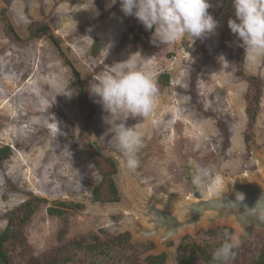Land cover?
Masks as SVG:
<instances>
[{
  "label": "rangeland",
  "instance_id": "rangeland-1",
  "mask_svg": "<svg viewBox=\"0 0 264 264\" xmlns=\"http://www.w3.org/2000/svg\"><path fill=\"white\" fill-rule=\"evenodd\" d=\"M208 2V12L218 22L215 31L194 43L185 36L165 46L151 42L154 29L138 43L129 41L138 30H148L134 16H125L119 0L114 5L111 0H0V149L12 150L0 162V235L7 228V214L32 195L47 201L26 229L31 258L16 264H33L60 245L62 221L48 213L55 202L82 206L71 212L66 241L94 233L129 234L140 263L146 264L157 246L134 239L133 230L144 223L122 185L129 183L145 197L184 200L198 191L191 184L198 165L211 166L221 176L220 186L223 180L246 177L264 184V58L254 64L246 61L243 69L244 75L263 81L260 112L250 129L246 109L251 84L238 70L241 40L228 27V20L236 19L233 3ZM34 24L49 28L61 41L59 46L41 33L34 35ZM106 47L108 54L101 51ZM136 52L144 58L155 56V62L142 64L141 70L153 74L159 98L148 116L127 120V126L136 125L143 135L140 167L123 178L114 161L120 201L103 204L93 196L102 177L89 141L124 158L105 123L108 113L94 102L89 85L94 75ZM164 75L170 77L166 87ZM68 91L73 94L66 96ZM218 229L224 228L204 226L195 235L183 236L178 245L169 242L175 260L166 258V264H179V248L186 238L203 248L216 246L220 234L208 233ZM263 235L240 240L236 251L241 252L231 264H249L248 246Z\"/></svg>",
  "mask_w": 264,
  "mask_h": 264
},
{
  "label": "clouds",
  "instance_id": "clouds-1",
  "mask_svg": "<svg viewBox=\"0 0 264 264\" xmlns=\"http://www.w3.org/2000/svg\"><path fill=\"white\" fill-rule=\"evenodd\" d=\"M116 2L111 0L113 5ZM119 3L125 16H134L145 30L154 29L152 43L170 46L178 39L184 40L185 36L194 43L195 39L214 32L218 26L208 12L211 7L208 0H119ZM232 3L236 19L230 18L228 27L242 41L244 59L254 64L264 58V0H232ZM108 47L101 51L107 50L108 54ZM154 62L155 56L144 58L136 52L122 62L107 66V71L94 75L89 85L90 96L96 98L94 102L108 113L104 120L115 148L124 158V169L133 174L140 167L143 135L136 125L127 126L126 122L129 117H146L156 107L159 98L157 83L151 72L141 70L142 64ZM68 92L70 94L66 96L73 94ZM220 182L221 176L214 174L211 166L198 165L191 177L192 186L208 195L216 194L215 186ZM244 199L242 193H237L235 201L228 205L235 208ZM246 213L264 221V194ZM217 239L220 246L212 252L213 264H231L241 242L239 236L224 232Z\"/></svg>",
  "mask_w": 264,
  "mask_h": 264
},
{
  "label": "trees",
  "instance_id": "trees-1",
  "mask_svg": "<svg viewBox=\"0 0 264 264\" xmlns=\"http://www.w3.org/2000/svg\"><path fill=\"white\" fill-rule=\"evenodd\" d=\"M33 27L32 32L34 35L41 33L42 36L54 40L53 42L59 46L61 41L57 37H53L49 28L39 24H34L31 28ZM9 32L13 34L11 28ZM149 33L150 31L138 30L135 36L127 37V39L132 43H138L143 39L144 35L146 36ZM240 45L237 51L238 70H241V76L251 84V95L248 96V107L246 109L249 128L251 129L255 126L260 112L263 81L256 76L244 75L243 69L246 60L244 59V49ZM75 76L76 79H79L77 73ZM162 78L164 80L162 85L164 87L168 86L169 75H164ZM223 135L227 138V130L224 127ZM88 149L102 177L100 184L93 191L95 202L103 204L119 202L118 189L113 181V176L117 173L116 164L111 159L101 156L92 146L88 145ZM11 155L12 150L9 147L0 149V162H3ZM194 194L197 197H201L198 191H195ZM44 203H47L45 199L32 195L29 200L7 214V228L0 235V264H16L18 261L26 263L31 258V247L26 237V229L32 223L33 218L39 211V207L45 205ZM79 208H82V206L63 202H55L48 208L50 216L58 217L62 221L57 235L60 245L50 249L41 257L33 259V264H141L139 256L134 251L135 247L130 244L129 234L117 236L103 232L104 237L94 233L88 238L66 241L69 230V217ZM224 232L230 235L234 234V230L230 228L218 229L208 234H220L222 236ZM211 238L215 240L213 237ZM219 246L220 240L216 246L208 245L203 248L193 244L189 241V238H186L179 248L178 262L179 264H213L212 252ZM248 248L252 253L249 264H264V235L257 237L254 242L249 244ZM239 252L241 251H236V255ZM145 263L166 264V255L148 257Z\"/></svg>",
  "mask_w": 264,
  "mask_h": 264
},
{
  "label": "water",
  "instance_id": "water-1",
  "mask_svg": "<svg viewBox=\"0 0 264 264\" xmlns=\"http://www.w3.org/2000/svg\"><path fill=\"white\" fill-rule=\"evenodd\" d=\"M89 144L97 153L110 158L113 162L116 161L121 175L126 178L121 157L101 151L92 141H89ZM260 164L264 170V161ZM219 186L216 187L215 195L197 197L193 194L179 200L145 197L133 191L129 183L122 185L125 196L135 203L144 223L133 230L134 239L152 241L157 246L153 257L166 255V258L175 260V254L168 243L174 242L178 245L183 236L195 235L204 226L209 229L214 227L233 229L240 234L241 241L263 234L264 221H260L256 216H249L246 211L252 209L264 194V184L246 177L237 181L223 180L222 186ZM237 193H242L245 199L232 208L228 203L235 201ZM221 205L228 208L224 209Z\"/></svg>",
  "mask_w": 264,
  "mask_h": 264
},
{
  "label": "bare ground",
  "instance_id": "bare-ground-1",
  "mask_svg": "<svg viewBox=\"0 0 264 264\" xmlns=\"http://www.w3.org/2000/svg\"><path fill=\"white\" fill-rule=\"evenodd\" d=\"M222 180V179H221ZM219 184V183H218ZM114 210V209H113Z\"/></svg>",
  "mask_w": 264,
  "mask_h": 264
}]
</instances>
